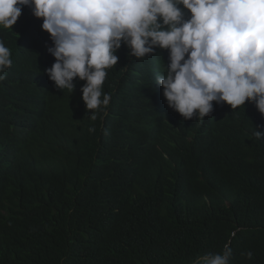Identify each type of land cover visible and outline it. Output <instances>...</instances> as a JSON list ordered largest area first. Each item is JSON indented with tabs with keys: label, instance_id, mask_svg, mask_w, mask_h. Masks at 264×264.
I'll return each instance as SVG.
<instances>
[{
	"label": "trees",
	"instance_id": "1",
	"mask_svg": "<svg viewBox=\"0 0 264 264\" xmlns=\"http://www.w3.org/2000/svg\"><path fill=\"white\" fill-rule=\"evenodd\" d=\"M42 23L24 6L0 26L13 62L0 81V264H191L225 244L230 264H264L255 103L213 101L185 119L156 82L168 50L136 58L122 43L109 104L89 110L86 81L71 93L46 74L56 60Z\"/></svg>",
	"mask_w": 264,
	"mask_h": 264
},
{
	"label": "clouds",
	"instance_id": "2",
	"mask_svg": "<svg viewBox=\"0 0 264 264\" xmlns=\"http://www.w3.org/2000/svg\"><path fill=\"white\" fill-rule=\"evenodd\" d=\"M24 6L43 19L54 44L47 51L56 62L46 74L71 93L74 78L86 81L81 91L89 110L109 104V94L100 99L102 85L123 43L136 58L168 50L156 82L168 106L185 119H203L213 101L234 110L247 100L264 115V0H0V26L12 28ZM10 56L0 40V81L13 63ZM232 255L225 244L191 264H230Z\"/></svg>",
	"mask_w": 264,
	"mask_h": 264
},
{
	"label": "rangeland",
	"instance_id": "3",
	"mask_svg": "<svg viewBox=\"0 0 264 264\" xmlns=\"http://www.w3.org/2000/svg\"><path fill=\"white\" fill-rule=\"evenodd\" d=\"M228 204V203H227Z\"/></svg>",
	"mask_w": 264,
	"mask_h": 264
}]
</instances>
